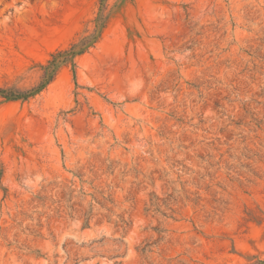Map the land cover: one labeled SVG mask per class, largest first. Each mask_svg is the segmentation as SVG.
Returning a JSON list of instances; mask_svg holds the SVG:
<instances>
[{"label":"rangeland","instance_id":"374dc122","mask_svg":"<svg viewBox=\"0 0 264 264\" xmlns=\"http://www.w3.org/2000/svg\"><path fill=\"white\" fill-rule=\"evenodd\" d=\"M101 41L0 97V264L264 260V0H109ZM100 0H0L30 92Z\"/></svg>","mask_w":264,"mask_h":264},{"label":"trees","instance_id":"16d2710c","mask_svg":"<svg viewBox=\"0 0 264 264\" xmlns=\"http://www.w3.org/2000/svg\"><path fill=\"white\" fill-rule=\"evenodd\" d=\"M125 1V0H121ZM109 0H100V12L94 20L95 27L92 32L86 31L79 35L66 49L58 50L51 55L50 60L45 66H42L44 71L41 84L30 92H22L15 89H0V97L8 100L26 99L28 95L38 94L51 84L56 78L59 70L63 66L73 65L77 58L88 53L102 39L110 21ZM252 264H264V260H257Z\"/></svg>","mask_w":264,"mask_h":264}]
</instances>
